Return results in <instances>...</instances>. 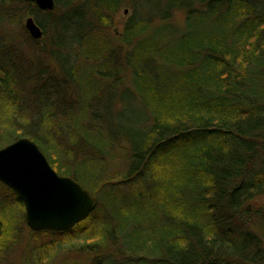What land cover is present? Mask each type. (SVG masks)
Returning <instances> with one entry per match:
<instances>
[{
	"label": "trees",
	"instance_id": "16d2710c",
	"mask_svg": "<svg viewBox=\"0 0 264 264\" xmlns=\"http://www.w3.org/2000/svg\"><path fill=\"white\" fill-rule=\"evenodd\" d=\"M3 1L20 5L19 23L26 15L44 34L51 27L58 76L44 88L0 58V149L29 138L98 199L73 230L35 234L63 239L37 246L44 255L35 264L68 242L120 258L104 264H264V0H54L55 18ZM123 8L132 15L117 36ZM1 45L11 47L7 35ZM126 99L143 116L116 126L113 105ZM76 150L88 152L89 168L120 157V172L82 177ZM0 187L13 198L0 204L5 253L17 216L26 220L20 196Z\"/></svg>",
	"mask_w": 264,
	"mask_h": 264
},
{
	"label": "water",
	"instance_id": "95a60500",
	"mask_svg": "<svg viewBox=\"0 0 264 264\" xmlns=\"http://www.w3.org/2000/svg\"><path fill=\"white\" fill-rule=\"evenodd\" d=\"M19 1L34 3L46 12L56 8L54 0ZM24 26L32 39H41L43 33L32 17ZM0 183L22 199L26 224L33 233L71 231L98 207V199L75 180L59 176L29 138L0 149Z\"/></svg>",
	"mask_w": 264,
	"mask_h": 264
},
{
	"label": "rangeland",
	"instance_id": "374dc122",
	"mask_svg": "<svg viewBox=\"0 0 264 264\" xmlns=\"http://www.w3.org/2000/svg\"><path fill=\"white\" fill-rule=\"evenodd\" d=\"M19 7H20V5L17 3H14V4L8 3L7 4L5 1L0 0V32H2L5 36L7 35V40H9L10 44H12L14 46L21 44V45H19V46H21L20 47L21 49L19 51L18 59L20 56V58L23 60V65L21 66L22 71L20 68H18V70L21 73H23L22 76L23 75L28 76V77L33 76L36 72L35 70H39L40 67L44 64V70L48 72L45 74L44 78L52 77L55 74H51L53 71L52 70L53 67L50 65L52 63L51 60L48 59L44 63V60L42 57L43 55H41L37 52L34 53L33 51L30 50L29 46H30V42H32V41L30 40L28 34L26 33V31L24 29L25 21L29 16L25 15L19 23L18 19H17V14H16ZM58 14H60V12H58V11L53 12L52 18H55ZM131 15H132L131 11L123 8L118 13V15L114 18L113 27H112L111 32L115 33L118 36L122 32L124 25L127 23L129 18L131 17ZM9 17L12 19V21H14L15 25L14 24L9 25V21H8ZM41 17L43 18L44 16H41ZM47 33H48V35L46 37L47 39L49 37H52L53 32L51 30V27L47 29ZM69 38H71V37H69ZM65 40L68 41V37H65ZM46 42L47 41H45L44 43L40 42L39 43L40 45L38 44V47L42 48V46H44ZM71 43H73V40L71 41ZM77 43H78V41L75 42V44H77ZM50 50H51V48L48 46V51H50ZM61 56L63 59L68 60L70 57V53L68 52V50L66 48H63L61 51ZM39 59L41 60V62H43V64L38 67L36 65H37V62H40ZM52 64L55 65L56 63L55 64L52 63ZM55 66H57V65H55ZM31 67H32V69H31ZM57 70L59 71L58 68H57ZM57 76H58V73L55 75V77H57ZM42 78H41V81L44 79V78L43 79ZM41 86H43V85H41ZM45 86H43V87L47 88ZM43 87H40L37 90H35L33 87H31L28 90L32 91V92L35 91V93H48L45 89H43ZM99 87H101L98 90L99 93H111L112 92L111 90H108L107 88H105L103 86L99 85ZM118 93L123 94V90L118 91ZM105 98L107 99V96H105ZM129 105H133L129 99H126V105L125 106H119L117 103H115V105H113L112 115L114 116V119H115L114 122H117V123H115L116 126L122 124L126 120L127 121L135 120V119L143 116V111H140L138 106L137 107L134 106V107H136V109H135V111L132 112L130 110ZM140 123H141V125H143L142 122H140ZM92 140L90 142H94L96 145L101 144V142L97 139H92ZM102 146H103V144L98 146V148L100 149ZM90 151H91V149H90ZM87 154H88V152H84L83 150H76V155L74 158L75 160H73V162H72V166L74 167V170H76L77 173H80L82 175V177L84 176V174L88 175L90 172L93 173V171H94V173L99 172L98 171L99 168L101 169V171L103 169L105 172H112V174L115 172H120L118 169L120 167V163H121L120 157L119 158L113 157L111 155V153H109V155H102V157H101V154L99 155L97 152H95L92 154L95 158H99V157L105 158V159H107V163L102 164V165L95 164L94 167L89 168L90 165H87L86 159H85ZM113 154L116 156L119 155L117 153V151H115ZM55 159L56 158L53 156L52 160L55 163H57ZM62 164H63L62 165L63 167L67 165L64 163H62ZM56 165L59 167L61 166V164H59V163H57ZM101 191L102 190H100V189H98V190L96 189L97 193H101ZM2 192H4V189L2 187H0V204H1V201L6 199V198L9 199L10 201L13 199L12 197H10L11 196L10 194H7V193L4 194ZM261 204L262 203L260 202V205ZM261 206L264 207V204ZM0 208H1V205H0ZM21 218L19 216H17L18 223L15 225L14 230H13L14 232H12V235H11L12 236L11 238H13V242H12L11 246L5 251V253H2V252L0 253V264H35V262L37 260L41 259L44 255V254H42L43 251L38 249L37 246L39 248H41L42 246L48 245L51 242L63 241V239L59 235L50 236V235L45 234V235H40L37 238H35L36 233H33L28 228L26 223L21 221ZM54 234H58V233H54ZM72 245H74V244H72V242H68V243L63 245L64 246L63 248H60L58 251L51 254L49 264H91V260L94 262L93 264H97V263L104 264L103 263L104 260H108V259H111L112 261H115V262L120 261V258L118 255L113 256V258H109V255L111 253L110 251L103 250L102 254L98 255L97 253H94V252L91 253L85 247H82V245H79L76 248L73 247ZM82 250H84V251H82ZM104 251H106V252H104ZM103 254H105V255H103Z\"/></svg>",
	"mask_w": 264,
	"mask_h": 264
},
{
	"label": "bare ground",
	"instance_id": "6f19581e",
	"mask_svg": "<svg viewBox=\"0 0 264 264\" xmlns=\"http://www.w3.org/2000/svg\"><path fill=\"white\" fill-rule=\"evenodd\" d=\"M37 7V6H36ZM41 11V10H40ZM42 12H45L46 13V11H42ZM53 12V11H52ZM48 13H51V12H48ZM52 30V29H51ZM28 33V32H27ZM43 33V32H42ZM28 35H29V33H28ZM47 35H48V33L47 34H44V38H43V40L42 41H40V42H45V41H47L46 43H45V45L44 46H42V48H39L38 47V44L40 43H36L38 40H34V39H32L31 38V36L29 35V37L32 39V40H34L35 42H31L30 43V50L31 51H33L34 53H39V54H41V55H43L42 57H43V60H44V63L49 59V52L50 51H48V46L51 48V47H53L52 46V43H51V39L54 37V35L52 34V37H49L48 39L46 38L47 37ZM42 36H43V34H42ZM42 38V37H41ZM5 39V35L2 33V32H0V41H2V40H4ZM40 40V39H39ZM40 45V44H39ZM13 46L11 45V47L10 46H7V48L6 47H4L3 45H1L0 46V58H1V61H2V64H4L5 66H14V67H16V69H18V68H20L22 65H23V60L20 58V56H19V59H18V55H19V51H17V50H14V48H12ZM46 49V50H45ZM52 49V48H51ZM3 58H6V59H3ZM40 60V59H39ZM20 63V64H19ZM40 63H41V65L43 64V62H41V60H40ZM37 66V65H36ZM31 69H32V67H31ZM21 70H22V68H21ZM36 72H35V74L33 75V76H31L30 78H33L34 80L35 79H37L38 80V83H39V85H43V86H45V87H47V85H48V83H46V82H48V78H44V76H45V74H46V71L44 70V64L40 67V69L39 70H35ZM44 79H43V78ZM41 78L43 79L42 81H41ZM33 87V86H32ZM78 183V182H77ZM81 185V184H80ZM82 186V185H81ZM83 187V186H82ZM17 223H18V221H17ZM27 225V224H26Z\"/></svg>",
	"mask_w": 264,
	"mask_h": 264
},
{
	"label": "flooded vegetation",
	"instance_id": "af4514ba",
	"mask_svg": "<svg viewBox=\"0 0 264 264\" xmlns=\"http://www.w3.org/2000/svg\"><path fill=\"white\" fill-rule=\"evenodd\" d=\"M41 29V28H40ZM41 31H42V29H41ZM43 32V31H42ZM43 38H44V32H43V36H42V38L40 39V40H38L36 43H39L40 41H42L43 40ZM30 40L32 41V42H35L34 40H32L31 38H30ZM31 43V42H30ZM13 48V47H12ZM14 50H16L15 48H14ZM61 176V175H60ZM63 177V176H62Z\"/></svg>",
	"mask_w": 264,
	"mask_h": 264
}]
</instances>
